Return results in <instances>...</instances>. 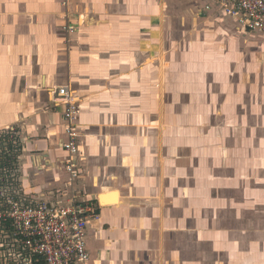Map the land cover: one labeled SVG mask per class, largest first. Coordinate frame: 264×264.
Instances as JSON below:
<instances>
[{
  "label": "crops",
  "instance_id": "crops-1",
  "mask_svg": "<svg viewBox=\"0 0 264 264\" xmlns=\"http://www.w3.org/2000/svg\"><path fill=\"white\" fill-rule=\"evenodd\" d=\"M63 2L0 0V131L18 137L24 193L68 189L56 95L67 85L79 100L75 187L119 200L87 228L92 264H192L190 250L207 251L203 236L216 234L215 199L199 208L194 195L216 185L224 156L252 157L253 140L264 170V35L214 0ZM158 81L168 114L156 108ZM182 115L188 133L173 131Z\"/></svg>",
  "mask_w": 264,
  "mask_h": 264
},
{
  "label": "built area",
  "instance_id": "built-area-1",
  "mask_svg": "<svg viewBox=\"0 0 264 264\" xmlns=\"http://www.w3.org/2000/svg\"><path fill=\"white\" fill-rule=\"evenodd\" d=\"M214 1L239 27L264 35V0ZM68 31L73 33V26ZM56 95L65 107L66 140L61 148L66 154L62 169L68 176L67 190L41 199L26 195L20 180L18 137L13 129L0 131V264H92L87 228L99 219L100 204L75 187L80 167L73 122L79 100L67 85L58 87Z\"/></svg>",
  "mask_w": 264,
  "mask_h": 264
},
{
  "label": "rangeland",
  "instance_id": "rangeland-1",
  "mask_svg": "<svg viewBox=\"0 0 264 264\" xmlns=\"http://www.w3.org/2000/svg\"><path fill=\"white\" fill-rule=\"evenodd\" d=\"M157 83L159 87L157 88L158 97L156 96L155 99L156 108L159 110L160 105L163 104L161 109L162 114L165 112L168 114L171 110L169 108L171 107H164V104L168 102H166L165 99V92L160 90L162 88V82L160 83V81H158ZM259 83L260 82H258V85ZM134 93L135 92H131L130 96L132 97ZM256 94L260 95L259 92ZM160 99H163V101H160ZM257 100L259 101L260 99ZM127 105H129V101ZM46 107L49 106H45L43 109H46ZM173 114L180 115L181 109L177 107L174 108ZM173 121L175 122V124H173L175 127L173 129L174 132L188 133L186 127L189 125H186V116L182 115V117L174 119ZM216 126L217 125L212 123L205 127H207L209 132H212ZM257 126L260 125L258 124ZM221 136L224 138V146L231 149L235 143L226 138L227 133H223ZM208 137L209 139L206 143L213 139V133ZM209 148L212 147L210 146ZM253 152L252 157L249 158V156H247V159L244 160H241V156L235 159L234 157L231 159L232 157L224 156V161L220 166L226 167L222 168V170L214 171L218 178L215 176L217 179L216 185L209 189V191L214 190L211 195H209L207 189H203V191L201 190L198 192L199 194L196 193V195H194L196 200L206 201L204 204L198 201V203H200L199 208L207 207L205 204H207V201L210 200L211 197L215 199V204L213 207H210L215 217L213 221L214 224H208L213 227L216 234H213L214 236L212 234L203 236L208 240L207 243L210 245V247L206 249L207 251L193 252L190 250V263L264 264V170H262L261 166L259 141L257 140H253ZM210 169L212 170L211 167ZM211 170L210 172L212 174L213 172ZM193 194H195V192ZM100 205L101 207H108L101 203ZM193 247L194 246H192V248ZM196 257L199 259L197 260Z\"/></svg>",
  "mask_w": 264,
  "mask_h": 264
},
{
  "label": "bare ground",
  "instance_id": "bare-ground-1",
  "mask_svg": "<svg viewBox=\"0 0 264 264\" xmlns=\"http://www.w3.org/2000/svg\"><path fill=\"white\" fill-rule=\"evenodd\" d=\"M109 197H111V200H108ZM99 201L102 205H117L119 203V200H117V194L115 192L100 195Z\"/></svg>",
  "mask_w": 264,
  "mask_h": 264
}]
</instances>
